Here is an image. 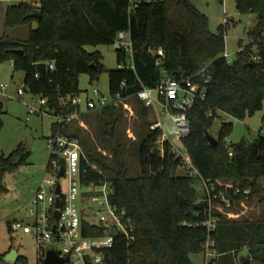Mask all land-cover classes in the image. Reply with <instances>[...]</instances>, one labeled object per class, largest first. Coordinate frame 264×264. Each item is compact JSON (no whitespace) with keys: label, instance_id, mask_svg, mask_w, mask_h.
I'll use <instances>...</instances> for the list:
<instances>
[{"label":"trees","instance_id":"1","mask_svg":"<svg viewBox=\"0 0 264 264\" xmlns=\"http://www.w3.org/2000/svg\"><path fill=\"white\" fill-rule=\"evenodd\" d=\"M236 9L254 12L258 20L250 30L251 42H241L236 58L228 62L223 55L228 24L212 31L208 15L191 0H41L38 5L21 2L7 9L6 25L28 26L29 36L24 40L1 36L0 62L10 60L15 72L23 71L25 91L47 97V112L51 113L61 107L62 98L82 92V74L87 73L94 82L106 70L103 55L86 46L114 44L121 30L128 32L132 51L117 47L119 67L108 71L109 93L127 96L143 86L155 87L163 70L178 80L191 78L205 86L203 97H197L185 109L190 134L183 143L193 164L205 180L230 179L235 186L251 188L249 198L260 195L263 200L264 186L259 179L264 176V135L228 143L234 125L231 120L221 121L216 144H211L205 133L221 114L243 119L264 103V0H237ZM32 11L39 14L30 16ZM159 47L164 49L161 65L156 64ZM15 48L25 53L13 52ZM254 55H260L259 61L253 59ZM42 61H53L54 67H46L42 74L37 66ZM141 102L144 113L152 109ZM170 107L172 112L180 110L174 100ZM115 108L106 106L83 116L98 139L113 141L111 161L94 150L95 139L84 137L85 129L72 125L67 130L81 138L87 156L81 164L82 185L108 182L113 188L112 202L127 209L135 226L132 239L116 236L103 264H194L191 254L203 251L208 239L204 225L208 202L204 193L199 196L195 185L199 178L183 170L182 158L171 150L169 142L161 151L157 141L160 130L151 126L137 146L141 173L130 175L123 160V142L117 130L120 118ZM4 111L5 104L0 99V128ZM56 129L57 123L54 132ZM18 152L21 155L16 162ZM25 158L21 147L8 155L0 154V196L7 190L4 173ZM83 232L90 236L102 231L83 221ZM247 234L251 237V263L264 264V222L221 220L214 232L217 246L229 235L235 236L241 246L249 242ZM4 254L0 255L1 262L6 261ZM18 260L28 264L24 255ZM214 261L215 258L211 264Z\"/></svg>","mask_w":264,"mask_h":264},{"label":"built area","instance_id":"2","mask_svg":"<svg viewBox=\"0 0 264 264\" xmlns=\"http://www.w3.org/2000/svg\"><path fill=\"white\" fill-rule=\"evenodd\" d=\"M228 23L229 21L226 20L225 24ZM116 44L118 48L123 47L132 51L130 35L124 30L119 32ZM156 54L158 55L156 64L161 65L164 49L159 47L156 49ZM223 55L228 62H232L228 53ZM259 58L260 55L253 56L256 61H259ZM46 67L53 68L54 62H47ZM8 86V84L0 83V94L11 98L12 95L6 92L9 89ZM205 89V86L194 83L191 78L178 80L163 70L162 79L155 87L143 86L136 94L111 95L94 87L85 98L73 95L61 99V107L53 109L50 113L54 114L58 124V129L49 139L51 159L46 171L51 177L42 179L38 184L25 207L26 216L14 219L9 224L15 233L24 232L33 235L37 242L39 264H44L51 248L57 251L59 257L66 260L65 264H103L105 253L115 245L117 235L126 236L128 239L133 238L134 223L129 219L126 208L120 209L112 202L113 188L111 185L108 182L101 185L93 182L88 186L82 185L81 164L83 159L87 160V156L84 153L81 138L67 132L75 123L85 126L83 116L88 112L100 110L106 106L120 107L126 104L127 99L131 97L144 101L146 106L155 111H157V103H160L171 119V124L166 126L159 117L151 124V129L160 130L157 141L161 151L164 152V144L169 142L171 150L182 158L183 170L191 177H198V181L203 185L205 200L208 202L204 222L208 239L203 245L202 252L205 254L207 264H211V261L218 257L217 238L214 232L223 220V215L231 217L234 214L231 211L232 207L249 199L251 188L243 189L232 183L225 185L219 180L217 182L205 180L185 148L183 138L190 134L185 109L193 105L197 97H203ZM24 93L25 87L22 84V87L17 89L15 97ZM173 100L174 105L180 109L179 111H171L170 104ZM39 103L34 102V105L30 106V113L47 112L48 98L40 96ZM229 153L233 154L232 149ZM61 167L64 168V175H60ZM58 185L60 186L59 192ZM82 186L94 188L95 191H82ZM58 198L60 199L59 207L56 205ZM79 199L87 203L83 204L81 209L78 206ZM57 210L60 212L59 216L56 215ZM91 212L93 215L90 214ZM83 221L101 229V234L85 235Z\"/></svg>","mask_w":264,"mask_h":264},{"label":"rangeland","instance_id":"3","mask_svg":"<svg viewBox=\"0 0 264 264\" xmlns=\"http://www.w3.org/2000/svg\"><path fill=\"white\" fill-rule=\"evenodd\" d=\"M200 11L206 13L209 17V25L212 31L217 32L220 25H224L225 21L229 23L226 26L225 32V50L228 53L229 59L233 60L237 56V51L240 49L241 42H251L250 30L255 28L258 16L254 12H241L236 9L237 0H191ZM21 2H32L35 5L40 4L41 0H3L4 9L10 5L19 4ZM37 22H33V27ZM22 27L9 28L7 36L11 38L15 32H22ZM89 51H99L102 55V62L106 66V70L102 73L99 80L90 82V77L87 73L80 76V88L82 92L79 94L81 98L91 93L94 87H98L102 92H110L109 70L118 68L117 62V44H102V45H87ZM24 79L23 71H14L13 62L5 60L0 62V83L8 84L9 89L6 91L11 94V98H7L0 94V99L5 104V111L1 114L3 124L0 128V154L8 155L20 147L22 152L26 154L25 161L19 162L12 170L6 171L4 174V182L7 190L0 196V255L4 254L12 248H17L19 255H24L28 264H39L37 259V242L32 234L15 233L11 230L9 224L14 219H20L26 216L27 209L25 208L30 197L35 192L38 184L44 178H49L51 175L46 171V168L51 159V149L49 148V139L53 134V123L56 122L54 114L48 112L30 113L29 108L34 105V102L39 103L40 96L31 94L27 91L21 96H17L16 92L19 87H22ZM115 114L120 118L117 127L118 134L123 142V160L130 175L138 176L141 173L140 162L138 158L137 146L150 128L151 124L159 117L166 126L171 124V119L164 111L162 105L157 103V111L154 109L144 113L143 103L136 97L127 99L126 104L115 108ZM221 118H217L214 125L211 127L212 132L216 137L219 135L220 123L222 120L233 121V129L228 136V143H237L247 139H255L261 134L264 135V103L260 110L253 115H247L243 119L235 118L231 115L221 114ZM85 126L77 123L84 130L83 136L90 140L94 137V150L100 151L109 157V160L114 159L112 153L113 141L109 138L103 140L95 136V131L86 123ZM89 127V128H88ZM92 139V138H91ZM178 144H181L177 142ZM16 162L19 161L21 152L17 153ZM178 172H182L178 169ZM225 185L233 183L230 179H219ZM259 183L264 186V176L259 179ZM200 191V197L203 194V185L199 181H195ZM65 187V184L63 183ZM82 191H95L94 188L81 187ZM80 199L78 206L83 207ZM231 211L234 213L231 217L222 216L224 221L240 222H264V199L262 196L256 195L250 197L245 202L235 204ZM93 215V212L90 213ZM83 215V214H82ZM84 216V215H83ZM247 227V225L245 226ZM264 237V236H263ZM251 238L247 234L249 242H245L239 246L235 236L224 237L217 246L218 257L215 258L214 264H242V257L250 256ZM245 239V238H244ZM243 243V242H242ZM191 259L194 264H207L205 262V254L202 251L191 254ZM251 264H260L259 261H253Z\"/></svg>","mask_w":264,"mask_h":264},{"label":"water","instance_id":"4","mask_svg":"<svg viewBox=\"0 0 264 264\" xmlns=\"http://www.w3.org/2000/svg\"><path fill=\"white\" fill-rule=\"evenodd\" d=\"M39 14V11H32L30 16L31 15H38ZM13 52H17V53H21V54H24L25 51L22 49V48H15L13 49ZM37 66L40 70V72L42 74H45L46 72V62H38L37 63ZM206 135H207V139L208 141L211 143V144H216L218 142V138L210 131H206L205 132ZM60 175H64V168L61 167V170H60ZM57 189H58V192L60 191V186L58 185L57 186ZM56 205L59 207L60 206V199L58 198L57 199V203ZM56 215L59 216L60 215V212L59 210L56 211ZM56 227V225H55ZM19 251L17 248H12L10 251L6 252L4 254V260H6L5 262H1L0 261V264H26L24 262H19ZM65 259L59 257L57 255V251L53 248L49 249L48 251V254L45 258V262L44 264H65ZM242 261V264H250L251 261H250V258L249 256H245V257H242L241 259Z\"/></svg>","mask_w":264,"mask_h":264},{"label":"crops","instance_id":"5","mask_svg":"<svg viewBox=\"0 0 264 264\" xmlns=\"http://www.w3.org/2000/svg\"><path fill=\"white\" fill-rule=\"evenodd\" d=\"M2 1L3 0H0V37L4 36V35H8L7 31H8L9 28L22 27L23 31L22 32H15V34L13 33L11 38H13V39H15V38L16 39H22V40L27 39L28 36H29V34H28L29 27L28 26L20 25V26L8 27L6 25L5 14H6L7 9L10 7V5L7 7V9L6 8L4 9V5H3ZM25 3H29V2H25ZM32 26H33V24H32ZM4 96H6V95H4ZM7 98H10V97H7ZM55 123L56 122L53 123V130H54V124ZM53 133H54V131H53Z\"/></svg>","mask_w":264,"mask_h":264}]
</instances>
